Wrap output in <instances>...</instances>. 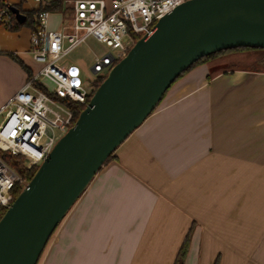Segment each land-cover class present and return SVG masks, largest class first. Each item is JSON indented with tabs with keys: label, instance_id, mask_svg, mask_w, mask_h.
Returning a JSON list of instances; mask_svg holds the SVG:
<instances>
[{
	"label": "crops",
	"instance_id": "1",
	"mask_svg": "<svg viewBox=\"0 0 264 264\" xmlns=\"http://www.w3.org/2000/svg\"><path fill=\"white\" fill-rule=\"evenodd\" d=\"M22 7L25 23H0V113L42 66L31 51L29 12L38 3ZM70 16L60 3L49 25ZM103 51L90 47V62ZM230 54L177 78L96 173L37 264H174L191 229L185 264H264V66L221 67Z\"/></svg>",
	"mask_w": 264,
	"mask_h": 264
},
{
	"label": "water",
	"instance_id": "2",
	"mask_svg": "<svg viewBox=\"0 0 264 264\" xmlns=\"http://www.w3.org/2000/svg\"><path fill=\"white\" fill-rule=\"evenodd\" d=\"M20 23L28 14L11 4ZM264 47V0H184L139 37L0 217V264H37L57 226L117 147L201 57Z\"/></svg>",
	"mask_w": 264,
	"mask_h": 264
},
{
	"label": "built area",
	"instance_id": "3",
	"mask_svg": "<svg viewBox=\"0 0 264 264\" xmlns=\"http://www.w3.org/2000/svg\"><path fill=\"white\" fill-rule=\"evenodd\" d=\"M34 1L38 7L31 51L42 66L4 106L6 113L0 121V210L12 204L16 187L29 181L1 150L24 156L28 167L40 165L77 119L68 101L87 104L97 85L136 40L152 33L159 18L184 0ZM58 1L71 6V16L61 27L51 28L49 6ZM11 4L15 3L0 0V23L8 27L19 22ZM91 36L109 48L94 53L92 75L86 79L81 64L67 60V56Z\"/></svg>",
	"mask_w": 264,
	"mask_h": 264
},
{
	"label": "trees",
	"instance_id": "4",
	"mask_svg": "<svg viewBox=\"0 0 264 264\" xmlns=\"http://www.w3.org/2000/svg\"><path fill=\"white\" fill-rule=\"evenodd\" d=\"M60 5V1L55 2L53 4H51L49 7L50 8H57ZM37 11V10H36ZM35 10L30 11L29 14L36 12ZM31 16V15H30ZM34 21V20H33ZM33 21H27L29 23L33 24ZM20 26V23L18 22L14 27H18ZM257 50L260 51V55L262 57V59L264 60V47H258V46H237V47H229V48H224L215 52H212L210 54H207L203 57H201L199 60H197L193 65L204 61V60H208L212 57L218 56V55H222V54H226L229 52H233V51H238V50ZM15 59H17L24 67H26L28 69L27 64L23 61V59H21L17 54H15L14 52H9ZM192 65V66H193ZM191 66V67H192ZM191 67H189L188 69H190ZM187 69V70H188ZM186 70V71H187ZM185 73V71L183 72ZM182 73V74H183ZM181 74V75H182ZM180 75V76H181ZM179 76V77H180ZM177 80V79H176ZM167 92V91H166ZM166 94V93H165ZM164 94V95H165ZM68 103L70 104L71 108L75 111V115L76 117H78L80 111L87 105L78 101H68ZM1 152L4 154V156L12 163V165L22 174H24L28 180H30L32 178V176L34 175V173L36 172L37 168L39 165H34L32 167H28L26 165V159L24 158V156L20 155V154H13L12 152H10L9 150H1ZM112 156V154L110 155V157ZM109 157V158H110ZM108 158V159H109ZM107 159V160H108ZM22 186L18 185L16 187L15 193L16 196L20 193V191L22 190ZM1 213L3 214L6 210L5 209H1L0 210ZM192 234V229L188 232L185 240L183 241L179 252L177 254V257L175 259L174 264H185V260H186V256L189 250V245H190V237ZM53 235V234H52ZM215 264H219V259L216 260Z\"/></svg>",
	"mask_w": 264,
	"mask_h": 264
},
{
	"label": "rangeland",
	"instance_id": "5",
	"mask_svg": "<svg viewBox=\"0 0 264 264\" xmlns=\"http://www.w3.org/2000/svg\"><path fill=\"white\" fill-rule=\"evenodd\" d=\"M8 1L11 3H20V5L23 6V4L27 0H8ZM56 16L57 15H54L53 19L56 18ZM23 26H28V25L21 24V27ZM90 47H95L101 50H106L109 48V46L106 45L105 43H98L94 40L88 39L82 45H80L74 51H72V53L68 56V59L70 61H75L73 59H76L81 64V66L83 67L82 76L86 79L90 78L92 75L90 72V63H91L90 62L91 58L89 54ZM252 64L264 66V60L260 55V51L257 50L253 51L251 49L233 51L232 54L228 55L226 59H224L223 61H221V63H219V65H221V67L224 68H229V67L234 68V67H240L243 65H252ZM5 113H6V108H4L0 113V121L4 117Z\"/></svg>",
	"mask_w": 264,
	"mask_h": 264
}]
</instances>
